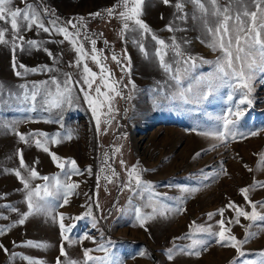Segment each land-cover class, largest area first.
Returning <instances> with one entry per match:
<instances>
[{
	"label": "rangeland",
	"instance_id": "1",
	"mask_svg": "<svg viewBox=\"0 0 264 264\" xmlns=\"http://www.w3.org/2000/svg\"><path fill=\"white\" fill-rule=\"evenodd\" d=\"M117 2L118 0L13 2V8H24L26 4H32L37 11L49 9V12H41L45 26H50L54 19L60 26H65V22L72 20L80 28V41L89 52L90 40L84 37L87 35L95 39L96 48L107 57L102 62L111 69L114 79L121 81L118 89L122 91V95L113 101L111 113H107L106 107L101 109L102 113L107 114L101 115L99 130L91 108L83 99V93L78 91L80 99L74 101L71 107L49 111L46 107H41V98L38 96L35 110H32L29 102L15 98L22 96L23 89L20 85L27 84L31 89L33 83L49 81L53 76L63 80L64 73H72L74 80L81 79L83 62L81 68L75 67L79 53L69 41L59 43L64 40L62 34L54 30L43 32L35 27L30 31L22 29V34L26 41H38L40 49L29 50V46L25 44V50L21 51L18 47L13 53L10 44H0V84L4 85L0 92V227L15 225L0 236V244L8 249L7 252L0 249V264H29L24 257L41 259L45 264H57V259L62 264L69 259L83 264L85 249H91L90 255L95 257L106 255L100 250V245H104L123 264H245V261L251 260H256L259 264L255 253L264 250V231L242 246L246 255L239 257L235 248L217 243L215 237L205 233L192 236L193 228L190 226L195 221L196 225L211 226L213 231H219L217 222L222 218L221 215L217 214L209 219L208 214L218 213L219 209L224 208L226 227L238 239L245 238L246 228L252 222L241 217L239 224L228 223L230 218L235 219V211L227 208V205L234 202L251 211V206L240 190L254 185L256 181H264V168L260 166V157L264 154V72L256 71L253 92L249 96L253 103L251 106H241L246 109V113L236 128L238 133L256 131L259 134L248 135L246 138L238 135L236 139L229 138L227 142L202 135L204 132L220 130L219 117L228 114V109L235 110V105L241 98V90L222 85L199 104L185 103L179 98L171 99L175 93L189 85H192L194 92L205 90L204 83L201 81L198 84L197 78L204 77L206 80L213 73L215 65L201 63L197 59V67L183 75L181 83L177 84L172 79L174 72H166L160 66L155 55L159 45L152 39L155 34L171 45L172 38L175 37L176 43L186 55L215 61L221 53L208 46L212 37L206 32L202 21L193 19L194 15L200 16L198 9L189 0H183V12L187 14V19L182 21L178 18L182 13L177 12L174 6L177 0H171L168 5L162 0H145L141 19L152 31L142 38L138 31H129L121 36V20L105 14V10L110 8L120 11L121 9L114 7ZM202 2L208 6L207 0ZM227 2L228 0H220L221 5ZM97 12L101 15H90ZM157 13L165 14V20L168 24L175 25V30L167 29L162 32L157 28ZM79 17L84 18L82 23L85 26L82 28ZM209 23L213 24L214 19L209 17ZM0 27L9 29L6 39L11 40L10 24L0 22ZM69 31L73 29L69 27ZM133 41L142 43L149 55L145 56ZM43 48H47L53 55L49 56ZM113 53L122 60L125 54L131 57L130 74L121 72L120 65L111 59ZM150 58L153 60L148 63L150 71L141 70L144 66L142 63L149 62ZM14 59L16 69L13 68ZM175 59L178 58L169 48L165 61L172 64L173 70L178 67L174 63ZM87 63L93 71L99 72V66L95 62L88 59ZM20 64L28 68L47 65L53 71L29 72L16 76L15 71H23L19 69ZM133 82L135 88L132 87ZM229 96H232L231 100L228 99ZM189 98L191 99V95ZM8 124L12 127H6ZM31 133L48 134L49 152L35 144L36 138L43 141L44 137H32L29 135ZM57 133L60 135L56 136ZM69 133L72 138L66 139ZM20 134L25 135L27 143L20 139ZM52 137L59 139L60 143L53 142ZM21 150L27 168H21ZM52 152L62 160H75L82 173L71 175L69 182L79 184V188L69 197L68 204L64 205L62 200L57 201L54 213L57 217L59 213H64L65 225L71 226L67 234L73 243L63 239L58 218L53 221L45 214H33L23 225L16 223L21 214L27 211V204L23 183L14 170L20 169L22 175L27 176L28 168L35 167L40 177L51 178L59 174L64 181L66 178L63 172L70 169V165L66 164L64 170L60 169L51 157ZM121 161L124 163L121 164ZM133 166L141 170V179L152 186L151 191L155 194L152 199L158 201L157 215L143 226L136 218L135 209L141 208L144 213H151L152 208L145 207L150 194L145 191L141 198L132 191L122 190V185L127 182V172ZM89 168L91 174L87 171ZM113 171L118 175L113 176ZM105 176H112V182L106 181ZM44 183L39 177L30 181L33 187ZM248 198L257 202V211L264 212V208L258 203L264 201V188L251 189ZM89 206L96 217L95 224L90 217L84 215ZM12 208L18 211L14 212ZM177 208L182 211H176ZM160 211L164 214H159ZM259 223L252 224L248 230L257 231ZM192 239L207 241L199 256L188 255L187 251L180 252L181 248L191 245ZM27 241L47 243L50 247H30ZM61 245L68 253L67 257L60 252ZM170 248L175 252L172 260L167 258V250ZM88 264L94 262L89 261Z\"/></svg>",
	"mask_w": 264,
	"mask_h": 264
},
{
	"label": "snow or ice",
	"instance_id": "2",
	"mask_svg": "<svg viewBox=\"0 0 264 264\" xmlns=\"http://www.w3.org/2000/svg\"><path fill=\"white\" fill-rule=\"evenodd\" d=\"M14 0H0V22H5L10 24L11 28V40L6 39V33L9 32L8 28L0 27V44H10L13 53L16 52L17 48L21 51L25 50L24 45L29 46V50L32 48L40 49L41 45L36 40H25L22 34V29L30 31L34 27L43 32H49L54 30L57 33L63 35L64 40L59 41V43H64V41H69L76 52L79 53V57L75 62V67L81 68L80 73L81 79L74 80L72 73H64V79L60 80L56 76L50 78L49 81H41L38 84L33 83L31 89L27 84L20 85L23 89L22 96H16L17 100L22 102H29L32 106V110H35L37 103V97L39 96L41 107H46V110L59 109L63 110L65 106L71 107L74 101L80 99L77 95L83 93V99L87 102L88 107L91 108L92 114L96 120L97 130L100 129L101 115L111 113L113 111V101L116 97L122 95V91L118 89V85L121 81L115 80L111 69L103 63L106 61L107 57L103 56L102 52L96 48L97 41L91 39L85 35L84 39L90 40L91 50L90 52L84 48L83 42L80 41L81 30L77 27V24L72 20L65 22V26H60L57 20H52L50 26H45L44 20L41 18V12H49L47 8H42L41 11H37L32 4H26L24 8L15 7L13 8ZM145 0H118L115 8L121 9L116 12L113 8L106 9L105 14L109 17L115 16L122 22L121 36L129 31L140 32L141 37L145 34L151 33L149 26L141 19L143 14V5ZM165 5L170 4L171 0H162ZM198 9L200 16H193V19H199L202 21L206 32L212 37L208 42V46L213 51H219L220 56L216 58L215 61H205L203 58L195 57L191 55H186L178 43H176L175 37L172 38L171 45L166 44L165 40L159 39L152 35V39L155 40L159 47L156 49L155 55L158 57L160 66L169 73H173L172 79H174L177 84H180L183 75H187L191 69L197 67L196 61L200 59L201 63H211L214 64L213 73H211L207 79L204 77L197 78V83L201 81L205 85V90L203 91H193L192 85L188 88L181 89L175 93L171 99L179 98L185 103L199 104L212 95L217 87L222 85H228L233 88H239L241 90V98L239 102L235 105V110L228 109V114L219 117L221 122L220 130L208 131L201 133L202 135L214 138L221 142H227L229 138L236 139L239 135L241 138H246L248 135L256 136L259 133L252 131L250 133H238L236 131L237 125L240 119L245 115L246 109L242 108V105L251 106L253 101L249 99V96L253 92V81L255 79V73L257 70L264 72V0H228L224 5H221L220 0H207V5L202 2V0H189ZM175 8L177 12L182 13L178 18L180 20H186L187 14L183 12L184 2L183 0H177L175 3ZM92 16H100L101 13L90 14ZM209 17L214 19V23H209ZM81 22V28L83 25V17L78 18ZM69 27L73 31H69ZM169 31H174L171 24L167 25ZM19 42V43H18ZM138 44L141 51L147 56V52L144 50L143 44L138 41H133ZM107 44V41H105ZM171 48L174 56L178 59L174 60V63L178 67L173 70L171 63L165 61V56L167 55V50ZM49 56L53 54L47 49H42ZM95 62L99 66V72L93 71L89 67L87 61ZM111 59L120 65L121 72L125 74H130L131 72V57L124 55L122 60L117 54L113 53ZM179 65H183L181 68ZM13 68H17L15 59L13 60ZM19 69L23 71H15L16 76L26 75L29 72H44L53 71L47 65L40 66L39 68H28L23 64L19 65ZM99 79V83H97ZM233 81L235 83H233ZM95 85V88L93 86ZM127 87V85H124ZM132 87L135 88L134 82ZM4 89V85L0 84V92ZM102 89H104L102 91ZM94 93V94H93ZM191 95V99L189 98ZM129 99L131 96L129 95ZM229 100L232 96L228 97ZM107 108V113H102L101 109ZM110 123V120L108 121ZM6 127H12L11 124L6 125ZM32 137L43 136L44 140L41 141L39 138L35 139V144L40 147L45 152H49L48 144V134L46 133H31ZM60 134L57 133L56 136ZM66 139H71V133H69ZM20 139L25 143L28 142L24 134H20ZM53 142L59 144L60 140L52 137ZM216 147V145H213ZM119 151V149H117ZM52 159L57 162L58 167L62 170L66 168V164L70 165V169L63 172L65 180L60 179L59 174L54 177L43 176L37 172L35 167L28 168L27 176L22 175L20 169L14 170L15 175L23 183V188L26 192V204L27 211L21 214V218L16 222L23 225L29 216L33 214H45L50 216L53 221L59 219V227L63 239L73 243L69 239L68 232L71 230V226H66L64 223L65 215L64 213H59L58 217L55 213L56 202L61 201L64 205L69 203V197L79 188V184L75 182H69L71 175H82L80 169L76 165L75 160H62L54 152L50 153ZM199 155V153L197 154ZM20 165L21 168H27L25 165L23 152H19ZM124 162L121 161V164ZM260 166L264 168V154L260 157ZM252 169H249L251 171ZM89 174H91V168L87 169ZM103 171V169H101ZM118 175L113 171V176ZM40 178L45 181L44 184L36 185L33 187L30 184L31 180ZM104 179L108 182H112V176H105ZM256 187L264 188V181H256L254 185L250 187L242 188L240 191L247 200L248 205L251 206V211H247L244 208L236 205L234 202H230L227 208L233 209L235 211V219H229L228 223H240V218L244 217L251 221L246 228V235L243 240L238 239L235 235L231 234V229L226 227V221L223 218L224 208L218 210V213H209V219L214 215H221V219L217 222L219 224V231H213L211 226H200L196 225L193 221L192 236L196 233H205L210 237H215L216 242L225 246H231L235 248L238 252L239 257H244L246 253L242 250V246L249 243V241L258 236L260 232L264 231V212L257 211V202H253L249 197V192L251 189ZM127 189L132 191L136 195H140L143 198V192H148L150 194L148 203L145 207H151V213H144L141 208H136V218L140 225L143 226L146 221L152 220L158 213L157 204L158 201L152 199L155 195L152 193V186L144 182L141 179V170L137 166H133L127 172V182L122 185V190ZM137 190H140L139 192ZM195 191V190H193ZM97 207H99L98 202ZM261 207L264 208V201L258 202ZM163 206L161 205V208ZM12 211H18L16 208H12ZM176 211H182V209L177 208ZM159 214L163 215L162 211ZM90 217L93 223H96V217L93 215L92 208L89 206L87 212L84 214ZM82 217H76V219H81ZM257 224V231H249L252 224ZM10 226L0 227V236L4 235L5 232L10 230ZM87 238V237H86ZM191 238V236L189 237ZM30 247L43 248L46 249L50 247L47 243H38L33 241L26 242ZM207 244L206 240L203 239H192L191 245L186 248H181L180 252L187 251L188 255L199 256L201 254V249ZM100 250L104 251L106 255L104 257H95L90 255L91 249L84 250V261L83 264H88L89 261L94 262V264H123L117 258H114L104 245L99 246ZM0 249L7 252L8 249L0 244ZM60 252L63 256L67 257L68 253L65 251L64 246H60ZM16 254H13L15 256ZM255 255L259 258V264H264V250L258 251ZM175 252L173 249L167 250V258L169 260L174 259ZM24 259L29 261V264H45L44 260L33 259L31 257H24ZM57 264H62V262L57 259ZM65 264H79L76 260H67ZM245 264H257L256 260L245 261Z\"/></svg>",
	"mask_w": 264,
	"mask_h": 264
},
{
	"label": "bare ground",
	"instance_id": "3",
	"mask_svg": "<svg viewBox=\"0 0 264 264\" xmlns=\"http://www.w3.org/2000/svg\"><path fill=\"white\" fill-rule=\"evenodd\" d=\"M157 8V7H156ZM158 14V13H157ZM159 15V14H158ZM157 16V15H156ZM155 16V23H156V27L157 28H160V30L163 32V31H165V30H167L168 28H167V25H169L168 24V22L165 20V14L163 15L162 13H160V15L158 16V17H156ZM167 18V17H166ZM183 21V20H182ZM174 23V22H173ZM176 24V23H175ZM175 26V25H174ZM173 26V27H174ZM155 27V26H154ZM157 31V30H156ZM166 32V31H165ZM180 33V32H179ZM182 33V32H181ZM186 34V33H185ZM166 35V34H165ZM148 51V50H147ZM147 54H148V52H147ZM149 55V54H148ZM155 56V55H154ZM149 57V56H148ZM156 57V56H155ZM155 57H154V60H155ZM145 58V57H144ZM151 58H152V56H151ZM150 58V59H151ZM151 61H153L152 59L151 60H149V62H145V64H143L142 63V65H144L143 67H142V69L141 70H146L147 72H149L150 71V67H148V63H150ZM141 63V62H140ZM142 73H143V71H142ZM149 76V75H148Z\"/></svg>",
	"mask_w": 264,
	"mask_h": 264
}]
</instances>
